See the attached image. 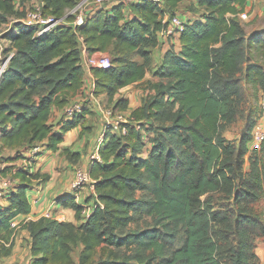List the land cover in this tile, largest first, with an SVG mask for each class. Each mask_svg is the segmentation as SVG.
<instances>
[{
  "label": "trees",
  "instance_id": "16d2710c",
  "mask_svg": "<svg viewBox=\"0 0 264 264\" xmlns=\"http://www.w3.org/2000/svg\"><path fill=\"white\" fill-rule=\"evenodd\" d=\"M39 1L44 13L61 17L80 0ZM177 1L118 3L96 10L92 5L81 25L68 23L72 15L67 14L66 22L39 35L35 27L16 20L13 30L3 33L14 51L0 76V148L15 150L6 161L38 143L56 149L62 133L81 120L84 107L63 123L62 133L48 122L51 107L71 102L82 85L86 70L78 33L90 54L109 53V67L89 69L94 94L111 97L144 76L147 48L157 44V32L166 23L162 13ZM246 1L198 0L203 19L187 21L179 34L180 49L166 51L154 72L159 79L147 83L152 92L131 112L127 133L104 131L100 160L92 159L88 167L94 185L87 196L92 200L88 216L81 215L82 204L69 193L59 201L75 210L78 223L47 216L22 222L30 235V264H224L221 252L228 264H257L251 229L240 226L252 222L251 215L218 218L213 207L221 188L241 203L256 196L252 180L260 184L258 174L241 169L258 118L244 84L255 88L253 96L264 91V68L253 59L255 53L264 56V29H245L238 13ZM24 14L13 0H0V25ZM134 54L148 59L137 61ZM240 113L243 133L235 151L220 124L235 121ZM253 150L251 167L264 153V137ZM30 169V164L0 167V175L19 179L12 185L16 190L3 193L0 257L12 250V219L31 210L27 189L48 178ZM141 212L149 219L139 223ZM221 220V226L215 225ZM228 237L220 251L219 242Z\"/></svg>",
  "mask_w": 264,
  "mask_h": 264
},
{
  "label": "crops",
  "instance_id": "0c3cea01",
  "mask_svg": "<svg viewBox=\"0 0 264 264\" xmlns=\"http://www.w3.org/2000/svg\"><path fill=\"white\" fill-rule=\"evenodd\" d=\"M16 1V0H15ZM13 0V3L15 4ZM37 0H23L21 7L32 5ZM250 1H246L244 11L249 10V16H253V11L250 8ZM193 3L194 6H198L196 0H178L175 8L183 7L180 12H177L184 20L192 21L195 19H203L200 13L191 11L186 8V3ZM29 3V4H28ZM19 5V2L18 4ZM15 4V7L17 8ZM101 6L94 5L91 8L96 10ZM105 8L109 9L112 6L106 5ZM96 8V9H95ZM264 10V5H263ZM124 11L127 13L126 7ZM168 19L165 13L162 16V20ZM173 48L175 51L180 49L179 34L171 36L169 39L163 38L158 39L155 46L148 47L150 51L151 59L149 65L146 67L144 76L131 84L118 88L110 97L106 92L98 93L97 95L91 96L90 90L94 85V77L87 70L85 71L82 85L76 95L72 98V101L82 100L83 101V113H81V120L78 124L67 130L61 132V126L64 122L69 121L72 117L66 116V108L71 103L69 102L63 106L53 105L51 112L48 117V122L54 125L58 133H62L63 139L58 144V147L54 150L44 149L38 155L32 156V160L29 162L27 157L31 156L27 150L22 151L20 158H14L10 161H6V157L15 156V150L10 147L0 148V167H25L30 164V170H39L42 173L48 174V178L42 181H33L31 188L27 189V197L31 203V210L27 214H18L12 221L16 223L13 230V246L10 254L0 257V264H30L33 256L30 253V235L27 229L21 226L22 222L29 219H37L40 216H45V212L51 211L52 217H55L61 221H68L78 223L79 219L76 218L75 210L71 207H64L59 199L65 195L72 193L70 189V183L74 179L75 172L79 168L87 169L90 161L93 159L92 155L97 149L98 145L101 146L103 138L101 134L103 128V112L100 99L108 104H116V101L122 99L126 101L125 107L120 110V114L130 118V114L137 106L142 103V98L147 94L151 93L152 90L148 88V82H153L159 79L154 74L155 70L159 67L163 61V57L166 51ZM160 51V55H159ZM157 65L152 63L157 59ZM115 101V102H114ZM258 118L256 119L253 127H264V111L262 115L258 112ZM228 129V128H227ZM225 129L222 134L226 135L228 131ZM250 143V142H249ZM100 148V147H99ZM99 151V149H98ZM92 158V159H91ZM20 160V161H19ZM21 162V164H20ZM11 174L0 175V189L5 193L12 190H16L15 187L19 183L18 178H11ZM8 179L9 185L5 186L3 180ZM12 187V188H11ZM90 191L88 189L82 190L78 197H75V201L82 204L83 210L91 208L92 200H87ZM7 204V200L0 197V209H3ZM83 212H81V215ZM255 253L257 257V264H264V239L262 242L259 239L256 241Z\"/></svg>",
  "mask_w": 264,
  "mask_h": 264
},
{
  "label": "rangeland",
  "instance_id": "374dc122",
  "mask_svg": "<svg viewBox=\"0 0 264 264\" xmlns=\"http://www.w3.org/2000/svg\"><path fill=\"white\" fill-rule=\"evenodd\" d=\"M22 1L23 0H16L15 4L17 5L19 2V5H17V9L19 11H23L25 13V11L27 9H29L31 7V5H28V7L27 6L21 7V5L23 3ZM38 1L39 0H37L36 2H38ZM196 3H199L198 0H196ZM263 5H264V0H251L249 9H251V11H253V16H251V17L248 16V18H246V19L239 17L241 19V22L243 23L245 29L248 32H253V31L259 32V31H262L264 29ZM185 6H186V8H188L189 10L191 9V11H194V12L201 13V11H203V6L200 4L198 6H194L193 3L190 2V3H186ZM90 7L91 6L86 7V9L89 10ZM182 9H183V7L175 8V7H172V5L168 4L166 7V10L162 14L164 15L166 13L168 18H169L171 15H174V14H177V12H180V10H182ZM247 13L249 14V10ZM16 24H17V22H15V20L11 18L7 23H3L2 25H0V51L2 53L7 51L8 49H10L9 41L3 37V32H4L3 29L8 28L10 30H13V27H15ZM103 54L108 55L109 53H103ZM148 54H149V59L146 57L143 58L138 54H134L133 56H134V59H136L137 61L143 60L146 62L147 59L148 60L151 59L150 51H148ZM159 55H160V51H159ZM253 59L259 61L264 68V56L258 55L257 53H255V56L253 57ZM157 60H158V58L155 59L152 63H155L157 65L158 64ZM254 89L255 88H253L247 84H244V90H245L246 96L249 97L248 98L249 99V106L254 107V111L255 112L259 111V113L262 115V111H264V108L261 107V102H262V100H264V91L263 90L258 91L256 93V95L253 96ZM82 103H83V101H82ZM100 104L102 105L103 108L110 107V108L114 109V111L116 113H119L120 110L123 108L122 107V105H123L122 99L116 101V104H114V105L112 103L108 104L106 101L104 102L103 100L100 99ZM241 109H244L243 106ZM241 114L242 113H240V116H238L235 121H224V120H222L221 124H220L221 125L220 128L222 131H224L225 129L228 128L227 129L228 131L226 132L227 136H225V137L230 141L231 145H233V149L235 151H237V148L239 147L238 141L241 137V134L243 133V129H242L243 122L242 121H244V120H242V119L244 118V116H242ZM123 116H124V114H123ZM124 118L126 120L130 121L129 117L124 116ZM260 128L262 130H264V127H260ZM252 132H253V130H252ZM254 148L255 147L253 146L252 141H250V143L247 144V150L243 156L244 162L241 165V169H243V170L246 169L245 171H249V169H251V173L253 172V173L259 175L260 184L258 182H255L254 180H252V182H251L253 185L251 187V191L256 196H252L248 199H245L244 202H241V203L235 202L233 194L226 195L227 194L225 191L226 188L224 187V188H221V190L214 193L215 201L213 202V207L218 212V214H217L218 218H221V217L226 218L227 217L226 219L233 220L232 218L240 216L239 215L240 212H245L246 214L251 215L253 221L252 222H246L245 221V223H242L240 226L241 227L246 226V227L251 229V233H252L251 236L253 238V243L255 242L254 246H253V250L255 251V246L257 245L256 241L259 239V241L262 242V240L264 239V153L263 152L258 153L257 156L259 157V159L257 161V164H255L251 167V163H252L251 156H254V153H253ZM30 155H31V153H30ZM34 155H36V154H33L30 157H32ZM20 164H21V162H20ZM10 177L12 178V176H10ZM253 181H254V183H253ZM85 189H87V188H85ZM140 193L141 192H138V194H140ZM0 197H3V196H0ZM47 213H49V216H47V217H52L51 211L45 212V215ZM141 214H142V218L139 219V223H141L145 219L146 220L149 219V217L146 216L143 212H141ZM221 221L222 222H217L215 225L221 226L225 222L224 220H221ZM215 237H217V236L215 235ZM229 239H230V237L225 238L219 242V250L220 251L224 247H227ZM72 250H73V256L77 257L79 247L75 246ZM225 257H226V255L223 252H221L222 261L224 262V264H228ZM158 264H163V263L160 262Z\"/></svg>",
  "mask_w": 264,
  "mask_h": 264
},
{
  "label": "built area",
  "instance_id": "2783aa9c",
  "mask_svg": "<svg viewBox=\"0 0 264 264\" xmlns=\"http://www.w3.org/2000/svg\"><path fill=\"white\" fill-rule=\"evenodd\" d=\"M144 1L153 2L158 5H161L163 2V0H80L71 9L67 10L65 15L61 17H55L53 15L44 13L42 10L43 3L42 1H38L36 3L34 2V4H32L31 7L25 11L23 17L18 19L14 18V20L15 21L19 20L27 26L35 27L36 35H39L41 33L51 30L58 23L64 22L67 14L72 15V20L68 23H71L75 26L81 25L84 22L87 14L90 12V10H87L86 7L92 5L104 7L106 5L112 6L118 3L128 4V3H136V2H144ZM238 16L243 19H246L248 18L249 15L246 11L243 10L238 13ZM164 22L166 23L157 32V37L159 40L163 38L169 39L173 35L180 34V31L184 28V25L187 21L184 20V18H182L179 14H174L171 15L168 19L164 20ZM3 30L5 32L6 30H8V28H4ZM77 35L80 41L82 64L85 67V70H87L91 74L89 68L92 66L103 67V68L110 66L111 60L109 55L103 54L102 52H94L90 54L84 43L83 35L79 33ZM13 52L14 51L13 49L11 50V48L5 51L4 53L0 51V76L5 71L8 62L11 56L13 55ZM90 94L91 96L94 97L95 95L94 85H92L91 87ZM261 107L264 108V100H262L261 102ZM82 109H83L82 100L73 101L66 108V116L74 117L75 115L80 113ZM102 112L104 117V121H103L104 131L106 129H109L111 132H117L120 134L127 133V128H128L127 124L129 120H126L122 114L116 113L114 109L110 107L102 108ZM103 133L101 134L100 142L101 139L103 138ZM263 137H264V130H262L259 127L254 128L252 132V140H251L253 146L258 147ZM42 147H43L42 144L38 143L30 150L31 155L40 151ZM99 147L100 145L96 147L97 149L92 155L93 159L100 160V155L98 151ZM9 183L10 182L8 179H5L3 181V184L5 186H8ZM85 188L89 189L90 193H94L93 179L91 178L88 169L79 168L76 170L74 179L70 183V189L74 197H78L80 192H82V190H84ZM3 193L4 191L0 189V196H3ZM82 212H83L82 213L83 216L87 217L90 212V209L85 211L82 209ZM45 216H49V213H47ZM11 225L15 227L16 223L12 221Z\"/></svg>",
  "mask_w": 264,
  "mask_h": 264
}]
</instances>
